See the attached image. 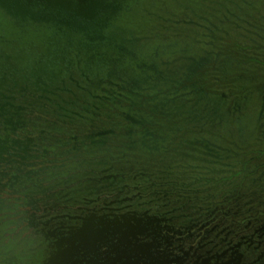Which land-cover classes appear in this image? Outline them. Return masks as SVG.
<instances>
[{
	"label": "water",
	"instance_id": "95a60500",
	"mask_svg": "<svg viewBox=\"0 0 264 264\" xmlns=\"http://www.w3.org/2000/svg\"><path fill=\"white\" fill-rule=\"evenodd\" d=\"M252 29L264 0H0V264H264Z\"/></svg>",
	"mask_w": 264,
	"mask_h": 264
},
{
	"label": "flooded vegetation",
	"instance_id": "af4514ba",
	"mask_svg": "<svg viewBox=\"0 0 264 264\" xmlns=\"http://www.w3.org/2000/svg\"><path fill=\"white\" fill-rule=\"evenodd\" d=\"M249 29H251L249 27ZM256 34L251 33L250 35L256 40L259 41V44H256V47L259 51H263L264 52V33H260L259 31H257L256 29H252Z\"/></svg>",
	"mask_w": 264,
	"mask_h": 264
}]
</instances>
